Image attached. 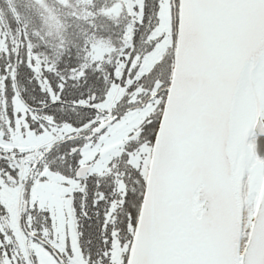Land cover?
Returning <instances> with one entry per match:
<instances>
[{
  "label": "snow or ice",
  "instance_id": "obj_1",
  "mask_svg": "<svg viewBox=\"0 0 264 264\" xmlns=\"http://www.w3.org/2000/svg\"><path fill=\"white\" fill-rule=\"evenodd\" d=\"M0 264H264V0H0Z\"/></svg>",
  "mask_w": 264,
  "mask_h": 264
}]
</instances>
